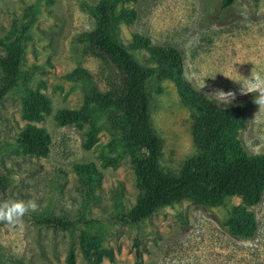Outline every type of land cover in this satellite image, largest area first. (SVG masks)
I'll use <instances>...</instances> for the list:
<instances>
[{"label": "rangeland", "instance_id": "1", "mask_svg": "<svg viewBox=\"0 0 264 264\" xmlns=\"http://www.w3.org/2000/svg\"><path fill=\"white\" fill-rule=\"evenodd\" d=\"M99 1L0 0V35L29 10L36 14L21 82L0 103V179L7 182L6 193L0 185V202L33 199L40 205L18 225L0 223V264H67L70 251L75 264H90L92 258L85 257L81 243L86 232L100 238L101 248L112 254V259L104 255L100 264H264V193L255 205L238 197L215 207L183 201L138 224L124 223L119 217L139 196L131 156L119 146H109L111 136L104 128L97 142L85 149L87 125L57 123V112L82 106L83 82L70 79V74L86 71L104 90L100 62L80 41L81 34L95 27L91 8ZM220 4L221 0L130 1L123 8L134 11L135 19L119 25V40L142 62L148 54L135 43L136 37L151 45L174 46L183 55V78L195 90L204 95L215 89L232 91L236 100L231 105L250 101L235 139L247 156H261L264 110L253 102L255 94L241 95L239 90L242 84L249 86L252 77L264 78V0H236L223 10ZM203 81L206 86L200 89ZM24 89L41 93L50 103L49 114L30 122L50 135L46 157L25 154L17 141L27 123L21 118ZM149 92L152 123L162 142L161 165L178 173L197 153L190 111L171 80L153 79ZM205 97L214 107H224ZM103 122L100 118L97 126ZM108 157L117 158L115 167L105 164ZM90 164L98 174L92 183L76 171V166ZM232 206H244L253 214L252 237L229 233L227 209ZM45 215L82 222L72 231L54 230L37 224L36 218Z\"/></svg>", "mask_w": 264, "mask_h": 264}, {"label": "trees", "instance_id": "2", "mask_svg": "<svg viewBox=\"0 0 264 264\" xmlns=\"http://www.w3.org/2000/svg\"><path fill=\"white\" fill-rule=\"evenodd\" d=\"M137 0H100L91 8L95 27L80 35L86 50L100 62V78L104 90L91 80L86 71L77 70L70 79L83 82V102L79 109L61 110L55 119L60 126L87 125L85 149L97 142L102 128L110 133L109 146H119L131 156L139 196L136 204L123 213L119 220L138 224L164 207H174L183 201L204 206H224L232 197L247 205L260 202L264 193V155L247 156L240 151L235 133L242 127L251 106L242 101L227 108L214 107L205 95L195 90L183 78V55L174 46L151 45L145 38L136 37L135 43L147 51L144 62L138 60L119 40V25L135 19L134 11L123 5ZM236 0H221V9ZM258 3L261 0H252ZM36 22L34 10L14 19L0 35V103L18 88L28 36ZM153 79L171 80L192 120V137L197 153L188 159L178 173L165 171L161 165L162 142L151 119L149 84ZM21 118L27 123L17 141L25 154L46 157L50 151V135L38 122L51 111L50 103L41 93L24 89L21 95ZM104 118L101 126H97ZM116 157L105 158V164L115 167ZM76 171L87 182H95L97 172L93 165H78ZM6 193V178L0 179ZM38 225L54 230L72 231L82 219H68L50 215L38 216ZM228 231L234 236L250 238L256 225L253 214L244 206L227 209ZM84 255L90 264H100L104 255L112 254L102 247L100 238L81 237ZM136 260L141 259L135 243ZM1 257V254H0ZM67 264H75L70 251Z\"/></svg>", "mask_w": 264, "mask_h": 264}, {"label": "clouds", "instance_id": "3", "mask_svg": "<svg viewBox=\"0 0 264 264\" xmlns=\"http://www.w3.org/2000/svg\"><path fill=\"white\" fill-rule=\"evenodd\" d=\"M214 78V77H213ZM229 78V77H228ZM231 79V78H230ZM233 80V79H232ZM240 83L236 80H233ZM242 84V83H241ZM205 82L200 85V89L204 88ZM240 94L246 95L253 93L254 103L259 106L260 110H264V78L259 76L252 77L249 86L242 84ZM207 97L215 101L217 105H223L227 108L236 100V93L232 91L225 92L222 89H215L211 93L205 94ZM40 210V205L36 200H10L0 202V223H7L10 225H18L23 221V218Z\"/></svg>", "mask_w": 264, "mask_h": 264}]
</instances>
